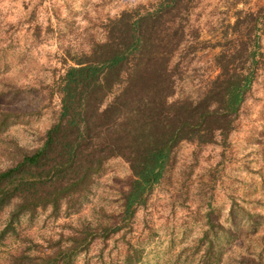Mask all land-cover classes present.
<instances>
[{
  "label": "rangeland",
  "instance_id": "374dc122",
  "mask_svg": "<svg viewBox=\"0 0 264 264\" xmlns=\"http://www.w3.org/2000/svg\"><path fill=\"white\" fill-rule=\"evenodd\" d=\"M156 1L0 0V168L42 142L59 111L56 82L72 57L103 42L109 21L122 11ZM262 5L193 0L187 18L196 37L174 57L172 100L202 93L218 73L214 56L224 36H236L235 12ZM259 42L254 81L224 144L179 143L145 205L125 221L122 194L131 174L122 159H108L75 211L21 216L0 240V264L22 255L32 264L42 258L64 264L54 257L56 247L85 230L90 239L73 253L72 264H264V34Z\"/></svg>",
  "mask_w": 264,
  "mask_h": 264
},
{
  "label": "trees",
  "instance_id": "16d2710c",
  "mask_svg": "<svg viewBox=\"0 0 264 264\" xmlns=\"http://www.w3.org/2000/svg\"><path fill=\"white\" fill-rule=\"evenodd\" d=\"M192 2L157 0L151 7L124 10L109 21L103 42L72 57L56 82L59 111L42 142L0 168V216L6 214L0 240L23 215L31 219L38 210L49 209L52 216L75 211L94 174L116 157L131 174L122 194L121 220H128L145 205L179 143L226 142L254 81L264 5L235 12L231 30L236 36H224L214 56L218 73L202 93L172 100L174 57L191 49L196 37L188 29ZM87 235L85 230L67 247H56L54 257L72 264L73 253L88 244ZM31 260L22 255L11 264ZM39 264L48 263L42 258Z\"/></svg>",
  "mask_w": 264,
  "mask_h": 264
}]
</instances>
